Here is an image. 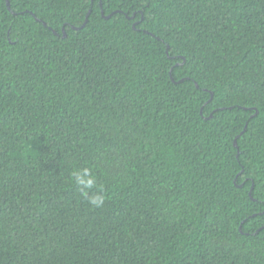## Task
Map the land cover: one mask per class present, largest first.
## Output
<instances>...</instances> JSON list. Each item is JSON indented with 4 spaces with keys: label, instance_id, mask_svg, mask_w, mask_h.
<instances>
[{
    "label": "trees",
    "instance_id": "trees-1",
    "mask_svg": "<svg viewBox=\"0 0 264 264\" xmlns=\"http://www.w3.org/2000/svg\"><path fill=\"white\" fill-rule=\"evenodd\" d=\"M9 2L0 264H264V0Z\"/></svg>",
    "mask_w": 264,
    "mask_h": 264
},
{
    "label": "clouds",
    "instance_id": "clouds-1",
    "mask_svg": "<svg viewBox=\"0 0 264 264\" xmlns=\"http://www.w3.org/2000/svg\"><path fill=\"white\" fill-rule=\"evenodd\" d=\"M72 177L76 184L82 189L91 190L96 187V178L91 174L90 170L87 168L77 169L72 173ZM86 194V193H85ZM104 196L103 195H94L89 203L94 207H102L104 205Z\"/></svg>",
    "mask_w": 264,
    "mask_h": 264
},
{
    "label": "water",
    "instance_id": "water-1",
    "mask_svg": "<svg viewBox=\"0 0 264 264\" xmlns=\"http://www.w3.org/2000/svg\"><path fill=\"white\" fill-rule=\"evenodd\" d=\"M7 3H8V5L10 4V2H9V0H7ZM110 16V15H109ZM108 16V17H109ZM44 24L46 25V23L44 22ZM85 25V23L82 25V26H84ZM75 28V27H74Z\"/></svg>",
    "mask_w": 264,
    "mask_h": 264
}]
</instances>
